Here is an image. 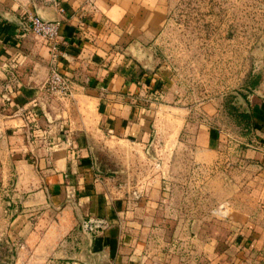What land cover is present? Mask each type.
Here are the masks:
<instances>
[{
	"label": "crops",
	"instance_id": "obj_1",
	"mask_svg": "<svg viewBox=\"0 0 264 264\" xmlns=\"http://www.w3.org/2000/svg\"><path fill=\"white\" fill-rule=\"evenodd\" d=\"M171 1L0 0V264H218L211 259L216 237L209 235L205 246L204 235H185L181 226L168 235L164 198L159 205L150 198L168 184H121L125 169L111 179L94 162L98 143L114 145L119 160H160L148 172L153 181L154 169L163 177L174 167L170 154L152 152L151 121L139 104L152 57L145 40L166 22ZM29 14L60 21L64 53L55 63L69 81L67 97L45 89L53 61L47 44L26 29ZM259 96L251 123L256 143L244 156L257 163L256 190L264 193V93ZM193 143L194 163L216 160L219 143L209 126ZM133 191L145 196L134 198ZM184 216L174 222L183 224ZM241 234L227 238L219 264H264V237ZM178 239H191V262Z\"/></svg>",
	"mask_w": 264,
	"mask_h": 264
},
{
	"label": "rangeland",
	"instance_id": "obj_2",
	"mask_svg": "<svg viewBox=\"0 0 264 264\" xmlns=\"http://www.w3.org/2000/svg\"><path fill=\"white\" fill-rule=\"evenodd\" d=\"M145 42L152 57L143 80L147 93L139 104L146 107L143 114L151 121L152 152L170 154L174 167L163 177L154 169V182L148 172L158 168L160 160L143 165L133 159L119 160L114 145L98 143L94 162L111 179L119 168L125 169L126 174L118 177L121 184L136 187L151 180L156 188L168 184V189L152 192L150 197L158 205L160 195L164 198L168 235L181 226L185 235L192 231L204 235L205 246L209 235L216 237V256L211 259L216 257L219 264L230 235L232 239L241 233L264 237V193L256 190L261 183L257 163L244 156L247 149L252 150L248 144L256 143L257 134L251 132L253 107L264 93V0H173L166 22ZM207 126L217 136V158L197 164L190 156L193 140ZM134 166L136 170L131 171L129 167ZM142 193L132 195L141 199ZM180 213L185 214L183 224L174 222ZM183 242L179 250L188 263L192 255L186 243L191 247L192 241L178 239L179 244ZM171 249L177 251L170 245Z\"/></svg>",
	"mask_w": 264,
	"mask_h": 264
},
{
	"label": "built area",
	"instance_id": "obj_3",
	"mask_svg": "<svg viewBox=\"0 0 264 264\" xmlns=\"http://www.w3.org/2000/svg\"><path fill=\"white\" fill-rule=\"evenodd\" d=\"M25 27L35 36L41 38L48 46L51 60L53 61L48 78L45 82V89L52 95L60 98L71 94L68 79L59 71L55 63L64 53L59 45L60 21L45 19L38 14H29L25 20ZM93 221H88L90 227Z\"/></svg>",
	"mask_w": 264,
	"mask_h": 264
},
{
	"label": "water",
	"instance_id": "obj_4",
	"mask_svg": "<svg viewBox=\"0 0 264 264\" xmlns=\"http://www.w3.org/2000/svg\"><path fill=\"white\" fill-rule=\"evenodd\" d=\"M88 225H89V224L86 225V228H88Z\"/></svg>",
	"mask_w": 264,
	"mask_h": 264
}]
</instances>
